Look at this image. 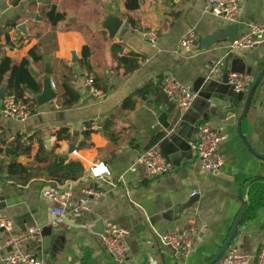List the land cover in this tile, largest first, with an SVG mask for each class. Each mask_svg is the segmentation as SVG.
Here are the masks:
<instances>
[{
	"label": "crops",
	"instance_id": "obj_1",
	"mask_svg": "<svg viewBox=\"0 0 264 264\" xmlns=\"http://www.w3.org/2000/svg\"><path fill=\"white\" fill-rule=\"evenodd\" d=\"M236 1L241 9L239 34L249 30L248 24L264 29V0ZM4 4L19 13L18 24H26L28 35L3 16ZM52 6L64 16L56 26L46 19ZM205 7L206 0H141L140 8L129 12L125 0H0V66L5 58L18 64L35 51L40 58L30 59V74L42 88L50 71L57 93L50 105L36 104L27 121L5 117L0 98V218L12 224L10 230L0 231V264H6L7 256L16 250L6 243L34 228L42 229V242L22 244L19 251L38 256L43 264H115L102 236L96 233L101 221L127 232L126 264H206L215 256L244 202L249 204L255 182L264 184V160L251 153L242 139L264 156V78L240 131L244 106L222 86L225 61L233 53L230 70L245 72L254 82L264 67V46L233 51L222 41L202 50V39L228 25ZM112 18L123 21L114 38L106 30ZM149 30L158 35L156 48L143 37ZM190 31L197 34L198 41L186 52L180 42ZM86 49L87 63L83 61ZM122 58L131 61L128 67L137 64L138 68L126 75L118 62ZM213 61H221L220 72L212 83L204 84ZM16 73L17 66L11 67L5 78H14ZM88 76L99 81L100 94L91 91ZM168 77L200 91L189 111L181 112L176 106L167 113L171 129L183 116L188 122L181 131L183 137L172 140L170 131L159 123L160 116L175 105L162 91ZM148 85L146 94L138 95ZM67 90L79 96L73 107L62 106L68 99ZM129 99L134 108L125 110L123 105ZM107 123L113 138L104 131ZM199 124L222 128L227 136L220 145L225 163L218 173L204 171L197 155L186 148L185 140L194 137ZM92 125L97 128L90 129L89 146L82 148L84 134ZM62 129L68 130L70 138L58 141L56 133ZM18 137L30 151L24 153L20 148L19 157L13 158L8 151ZM148 149H156L166 158L171 168L168 176L150 178L139 164ZM58 159L64 165L80 164L83 172L63 182L53 179L49 168ZM99 165L108 168L109 177H94L91 170ZM49 191L67 197L73 207L88 202V210L53 228L50 212L58 202L46 196ZM194 193L197 202L178 214ZM191 226L199 231L187 255L160 242V236ZM231 248L251 255L264 248V206L241 224Z\"/></svg>",
	"mask_w": 264,
	"mask_h": 264
},
{
	"label": "built area",
	"instance_id": "obj_2",
	"mask_svg": "<svg viewBox=\"0 0 264 264\" xmlns=\"http://www.w3.org/2000/svg\"><path fill=\"white\" fill-rule=\"evenodd\" d=\"M206 10L214 17L222 18L227 24H237L240 14V5L236 0H206ZM249 30L240 35L231 46L233 51L251 50L255 47L264 46V29L255 24H248ZM143 37L149 42L152 48L158 45V35L155 31L149 30L143 33ZM198 41L194 31L188 32L181 40L180 47L186 52H191ZM264 54V53H263ZM264 57V55H263ZM221 61H213L208 66L207 77L214 78L220 72ZM229 86L235 94L246 93L253 84V79L247 74L230 73ZM87 85L91 87L94 94H100L94 87V78L88 76ZM162 91L169 103L175 104L181 112L190 109L198 93L191 88L182 85L176 79L168 77L162 83ZM4 115L7 118L27 121L31 118V105L16 96L3 98ZM96 125L87 128L96 129ZM55 139V138H54ZM227 136L222 128H214L208 124H199L196 127L193 142L190 147L197 155L202 164V169L207 172H220L225 163L220 145L226 141ZM74 154L77 153L74 151ZM139 164L143 165L150 178L158 179L168 176L171 168L165 158L156 150L150 149L143 153L139 159ZM94 177L110 176L108 168L99 165L93 168ZM92 193V192H91ZM94 195V194H92ZM196 193L193 194V196ZM46 196L56 202L50 215L52 217L51 226L59 228L66 218H73L85 210H88V202H81L76 206H70L67 197H63L57 191H49ZM11 222L0 218V231L10 230ZM198 227L191 226L180 233L160 236V242L171 248L180 255H187L192 250L195 238L198 234ZM42 229H29L18 236L11 238L6 245L15 247L16 250L7 256L6 264H43V261L33 255L22 254L19 246L25 243L42 242ZM127 232L113 223H107L104 235L102 236L103 246L106 252L114 260L115 264H126L127 247L125 237ZM2 246H0V250ZM216 264H264V248L256 255L243 253L237 249L229 248L225 255Z\"/></svg>",
	"mask_w": 264,
	"mask_h": 264
},
{
	"label": "water",
	"instance_id": "obj_3",
	"mask_svg": "<svg viewBox=\"0 0 264 264\" xmlns=\"http://www.w3.org/2000/svg\"><path fill=\"white\" fill-rule=\"evenodd\" d=\"M38 1H40V0H38ZM1 12L5 18L10 20L12 23L16 24V29L19 32H21L25 35H28L26 24H23V23L18 24V21L20 20V15L18 12H16L12 8H9L6 4H4L1 7ZM36 19H38V17ZM122 24H123V21L118 19V18H112L108 22V27L106 28V30L108 31L111 38H114L118 34V32L121 29ZM239 36H240L239 25H237V24H230L229 25L228 24L225 29L218 31L213 36L206 38V39H202L201 43H200V48L202 50H206V49H209V48L216 46L218 43H220L222 41H226L230 46H232L234 44L235 40ZM232 57H233V53L230 54L229 58L225 61L224 74L222 77V80H223L222 86H224L226 88L227 92H231L235 96V100L241 102L244 106L243 116L241 117L240 123H239V130L241 131V129H240L241 123H242L243 119L247 116V114L250 110V106H251L254 94H255L257 88L259 87L260 83L262 82L263 78H264V67L260 70V72L255 77L254 82H253L251 88L249 89V91L247 92V94L246 93L235 94L233 92L232 88L229 86V79H228L229 74L230 73L245 74V72H237V71H233V69L230 70V68L228 67V63H229V59ZM44 59H46V58H44ZM76 61L77 60L74 59L73 62L76 63ZM262 63H264V58L262 59ZM77 69L79 70V72H81V70L79 69V66H77ZM50 75H51V72L48 71L47 77L42 80V92L40 94H37V95L36 94L31 95V98L35 100L36 104L39 107L50 105L57 98V93L54 90ZM81 76H83V74ZM214 79H216V77L208 78L207 76H205L204 84L212 83ZM194 92L198 93V97L194 101V103H195L200 96V91L195 89ZM7 96H8L7 87L2 86L0 88V98H5ZM193 104H192V106H193ZM208 104L210 105V107L213 106L212 100H208ZM192 106L190 107V109L192 108ZM210 107H208V108H210ZM175 108H176L175 105H171L170 109L165 114H162L159 118L160 125L165 130H167L168 132L170 131L171 137H172L171 140L174 139V137L175 138L176 137H178V138L183 137L181 131L184 129V125L188 123L186 120V117L183 116L181 119H179L176 122V125L173 126V128L171 129L172 126L168 122L167 113H171ZM3 109H4V107H3ZM193 126H195V124H192V127ZM193 132H196V128H194ZM193 139H194V137L189 139V140H185V142L187 144L186 148L188 147L187 149L189 150V152H192L191 147H190V143L193 142ZM242 139L245 142L246 146L248 147V149L250 150L251 153H253L256 157L264 160V156L258 155L257 153H255L253 151V149L251 148V146L248 143V141L246 140V138L243 137ZM74 150H75V147L72 146L71 151H74ZM165 160H166V158H165ZM195 202H197V196L196 195L191 196V199L189 200V202L184 204L180 208V210H178V214H180V215L183 214V212H185L186 210L191 208ZM247 208H248V203L244 202L243 207L240 210V212H239L236 220L234 221V224H233V226H232V228H231V230L227 236V239L225 240L223 245L220 247L218 252L215 254V256L206 264H216L225 255V253L228 251V249L231 248L232 243H233V241L237 235V232L239 230V227L243 223L245 214L247 212ZM99 228L100 229L96 233L103 236L104 232H105V228H106L103 221H101V223H99ZM42 238H44L43 233H42ZM37 251L40 253L42 251V248H39ZM35 257L38 258V256H35Z\"/></svg>",
	"mask_w": 264,
	"mask_h": 264
},
{
	"label": "trees",
	"instance_id": "obj_4",
	"mask_svg": "<svg viewBox=\"0 0 264 264\" xmlns=\"http://www.w3.org/2000/svg\"><path fill=\"white\" fill-rule=\"evenodd\" d=\"M140 1L141 0H125V6L126 9L129 12H134L140 8ZM46 19L50 22L52 26L58 25L60 22L64 20V16L57 12L56 8L52 6L50 11L46 14ZM12 27H16V24L12 23ZM89 52L88 50H84V59L83 61L87 63V59ZM39 56L35 51L30 52V59H33L34 61L39 60ZM30 59L25 58L20 63L14 64V62L11 59L5 58L0 66V86L3 84H6L7 92L9 96H16L18 99L24 100L26 103L31 105L32 111H34L36 107L35 100L31 98L32 94H39L41 92V85L32 77L29 71L30 66ZM126 59H119V66H122L124 68L125 74H132L137 68L138 65H131L128 67V62H131L130 60L127 61ZM82 62V67L86 66V64ZM133 63V62H132ZM17 66V73L14 78L6 79L5 75L10 72L11 67ZM94 87L97 91H100L101 87L99 85V81L94 78ZM150 85L146 86L142 90L138 92V95L142 96L146 94V92L150 89ZM68 96V99L66 101L62 102V106L64 107H73L78 103L79 96L75 93H73L71 90H67L66 97ZM123 108L125 110H131L134 108V102L129 99L127 100ZM89 128V127H88ZM104 131L108 134L110 138H113V133L111 132V126L109 123L106 124L104 127ZM92 131L87 130L85 132V142L82 144V148H86L89 146L88 139L91 135ZM162 135H159L158 138H161ZM70 138L68 130L62 129L59 132L56 133V140L62 141V140H68ZM157 138V137H156ZM157 138V139H158ZM156 139V140H157ZM22 138L18 137L14 144L11 146L10 151H8V155H10L13 158L19 157V149L24 148L23 152L27 153L30 151V148H25L22 146ZM156 141H153L152 145L155 144ZM151 145V146H152ZM149 150V149H148ZM16 168H19L15 164ZM29 172V170H28ZM83 169L78 163H71L69 165H64V162L60 159L57 160L55 164H53L49 168V174L53 179H57L59 182H63V180L68 179H75L77 178V175L79 173H82ZM76 175V177H75ZM29 181V180H27ZM264 206V184H261L260 180L256 181L252 192L250 194V200L247 208V212L245 214L243 223L244 224L247 220L251 219L254 214L257 212L258 209Z\"/></svg>",
	"mask_w": 264,
	"mask_h": 264
},
{
	"label": "rangeland",
	"instance_id": "obj_5",
	"mask_svg": "<svg viewBox=\"0 0 264 264\" xmlns=\"http://www.w3.org/2000/svg\"><path fill=\"white\" fill-rule=\"evenodd\" d=\"M263 46V45H262Z\"/></svg>",
	"mask_w": 264,
	"mask_h": 264
}]
</instances>
